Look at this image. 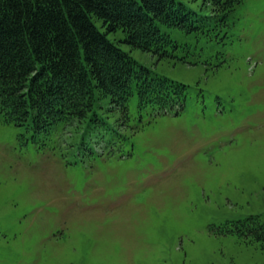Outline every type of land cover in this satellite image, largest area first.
<instances>
[{"label": "rangeland", "instance_id": "obj_1", "mask_svg": "<svg viewBox=\"0 0 264 264\" xmlns=\"http://www.w3.org/2000/svg\"><path fill=\"white\" fill-rule=\"evenodd\" d=\"M218 20L160 23L179 44L163 58L111 37L185 86L165 112L135 91L127 112L105 101L50 131L0 119V264H264V239L238 231L264 224V0Z\"/></svg>", "mask_w": 264, "mask_h": 264}, {"label": "trees", "instance_id": "obj_2", "mask_svg": "<svg viewBox=\"0 0 264 264\" xmlns=\"http://www.w3.org/2000/svg\"><path fill=\"white\" fill-rule=\"evenodd\" d=\"M207 1L214 13L196 22L177 0H0V119L50 131L59 122L100 118L105 101L127 112L135 91L140 109L168 110L183 100L185 86L151 77L111 37L173 55L179 44L160 23L187 31L214 26L244 2ZM239 224L241 234L264 239L257 217Z\"/></svg>", "mask_w": 264, "mask_h": 264}]
</instances>
